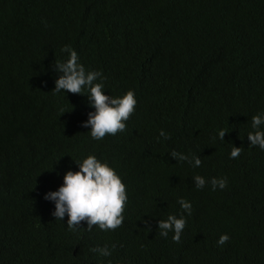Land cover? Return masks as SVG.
<instances>
[{
  "label": "trees",
  "instance_id": "1",
  "mask_svg": "<svg viewBox=\"0 0 264 264\" xmlns=\"http://www.w3.org/2000/svg\"><path fill=\"white\" fill-rule=\"evenodd\" d=\"M65 46L105 95L135 93L124 131L93 139L88 90L52 92ZM258 114L264 0H0V264H264V150L247 139ZM88 156L125 185L115 230L48 216L45 195ZM169 215L186 218L180 243L159 235ZM105 245L110 256L91 251Z\"/></svg>",
  "mask_w": 264,
  "mask_h": 264
},
{
  "label": "clouds",
  "instance_id": "2",
  "mask_svg": "<svg viewBox=\"0 0 264 264\" xmlns=\"http://www.w3.org/2000/svg\"><path fill=\"white\" fill-rule=\"evenodd\" d=\"M63 52L68 53V59L65 62H56L55 68L62 73L55 82L53 93L70 92L73 94H82V89L89 92L90 106L95 112L89 113L85 128H91V136L95 140H100L106 134L115 135L117 132L124 131L130 115L136 106L135 93L129 90L123 97H112L104 94L102 91L103 83H96L102 77L101 72L86 71L80 64L77 52L71 46H65ZM63 111V110H62ZM264 114H258L252 117L253 132H249L247 139L251 146H259L264 150ZM227 129L219 131V138L224 140ZM160 136L170 139V136L163 130ZM243 148L232 147L231 158H238ZM172 157L180 161H188L194 166L199 167L202 161L199 157L173 151ZM79 171L73 172L68 168L65 171L64 182L58 191L49 192L45 195V200L55 202V210H48V216L51 220L64 224L69 230L81 228V222H87V230L91 231L93 226L99 225L102 230H115L123 222L124 205L127 200L125 185L114 169L106 163H102L95 156H88L83 162H76ZM194 182L197 188L203 189L206 180L200 175H196ZM212 190L217 187L221 190L227 187L226 178H212ZM48 191V190H47ZM184 212L188 215L192 213V204L181 198L177 201ZM186 226V218L182 215L177 218L175 215H169L166 220H160L158 232L162 237L167 238L169 232H174L173 241L180 243L181 235ZM230 240L227 234L221 235L217 241L218 245L223 246ZM115 248V245L112 246ZM92 252H99L102 256H110L111 251L108 246L103 248H92Z\"/></svg>",
  "mask_w": 264,
  "mask_h": 264
}]
</instances>
